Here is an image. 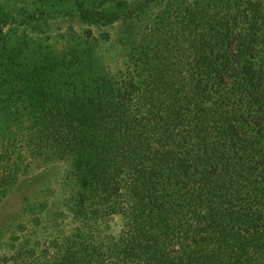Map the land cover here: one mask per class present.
Masks as SVG:
<instances>
[{"label":"trees","instance_id":"1","mask_svg":"<svg viewBox=\"0 0 264 264\" xmlns=\"http://www.w3.org/2000/svg\"><path fill=\"white\" fill-rule=\"evenodd\" d=\"M161 1L91 85L65 53L66 101L6 131L0 186L20 145L87 167L60 264H264V0ZM113 218L116 234L89 230Z\"/></svg>","mask_w":264,"mask_h":264},{"label":"rangeland","instance_id":"2","mask_svg":"<svg viewBox=\"0 0 264 264\" xmlns=\"http://www.w3.org/2000/svg\"><path fill=\"white\" fill-rule=\"evenodd\" d=\"M163 6L161 0H0V147L6 131L29 118L30 106L39 114L42 101H66V52L75 56L76 79L91 85L134 51L138 41L130 24L151 21ZM19 148L11 150V169L5 166L18 172L0 186V264H60L68 242L84 231L63 204L81 188L87 167L33 162ZM3 157L9 158L0 148V166ZM119 226L113 218L89 230L116 234Z\"/></svg>","mask_w":264,"mask_h":264}]
</instances>
